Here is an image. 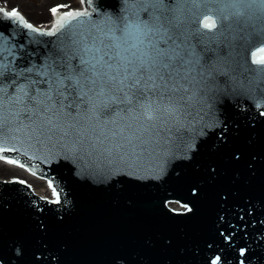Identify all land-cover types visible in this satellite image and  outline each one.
<instances>
[{
	"label": "water",
	"instance_id": "95a60500",
	"mask_svg": "<svg viewBox=\"0 0 264 264\" xmlns=\"http://www.w3.org/2000/svg\"><path fill=\"white\" fill-rule=\"evenodd\" d=\"M188 3L164 0L154 7L142 0H84L85 10L61 16L58 24L64 27L52 36L32 33L0 12V34L17 46L18 69L58 58L62 47L70 52L111 39L109 33L120 36L137 19L141 32L151 29L153 44L168 40L160 45L167 54L156 55L154 63L122 65L114 78L89 92V117L97 127L93 146L73 152L70 145L29 146L23 139L2 144L18 151L0 155L18 158L53 182L60 204L21 183L0 181L1 264H212L217 257L218 264H264V94L254 103L238 95L251 90L257 73L264 87V66L251 63L252 52L264 47V25L243 31L209 15L217 27L208 33L199 23L203 16L189 12ZM173 49L181 55L174 56ZM67 84L65 95L49 93L45 83L37 87L76 116L80 90L73 81ZM180 85L197 89L179 123L165 125L160 108ZM4 94L21 95L7 83ZM53 102L41 96L40 104ZM18 111L23 109L5 99L6 120L21 119ZM133 134L148 142L138 159L125 155ZM15 166L26 179L38 180ZM177 201L192 211L167 208Z\"/></svg>",
	"mask_w": 264,
	"mask_h": 264
},
{
	"label": "snow or ice",
	"instance_id": "6c2138e0",
	"mask_svg": "<svg viewBox=\"0 0 264 264\" xmlns=\"http://www.w3.org/2000/svg\"><path fill=\"white\" fill-rule=\"evenodd\" d=\"M143 3L151 6H159L164 3V0H142ZM57 6L52 8L51 11L55 15L59 8ZM5 15L9 18H17L19 24L32 33H39L40 35L52 36L55 32L60 31L63 24H53L52 30L47 33L41 32L35 28L31 23H25L24 18L19 16L17 10L13 9L11 12H6ZM72 12L66 13V16L71 17ZM63 19V18H61ZM142 21L134 20L125 26L123 33L116 36L114 33H109L111 39L100 40L97 44L89 46L84 44L83 47H73L70 52L65 48L59 50L58 58L46 60L42 65L37 66H23L21 68L15 67V60L17 58L16 45L11 44L9 39L0 34V153L6 151H18L15 146L6 148L2 144L11 139H23L29 146L33 145H49L51 147H69L70 151L75 152L78 148L84 145H92V137L97 133V127L91 123L89 117V109L86 102L89 92L96 86L106 83L111 77L114 78L116 71L122 66L131 64H140L143 66L148 62H155L156 55H166L167 50L160 47L161 44H167L168 40L161 37L153 44L149 38L151 29L141 32L140 24ZM200 26L209 30L212 33L216 29L217 24L209 15L203 16L199 21ZM135 28L137 31L133 32ZM146 38H148L146 40ZM145 43L152 45V50L149 51L145 47ZM174 56L181 55L178 49L172 50ZM7 52V57L3 54ZM189 55L195 57V62H199L194 50L189 49ZM79 58L78 64H73L72 61ZM251 63L255 66H264V47H259L251 54ZM11 61L10 63L8 61ZM7 76L13 77L11 80H6ZM73 81L75 86L80 90L81 103L76 105L77 115L73 116L70 112H63L55 106L54 96L42 94L41 90L37 87L41 83L48 86L49 93H59L65 95L64 89L68 87L67 82ZM8 84L9 87L15 88L21 94L19 97L8 96L4 94V85ZM195 84V81L192 82ZM197 87H189L180 85L178 88L171 90L172 94L168 96L166 105L160 108L161 118L164 120L165 125L175 120L177 123L178 117L186 110L189 101L193 99L190 95L192 90ZM11 95V94H9ZM42 95H46L49 102H53L51 106L48 104H40ZM66 98V96H65ZM5 99L9 100V104L13 109H23L22 113L17 112L21 119H17L14 123H10L3 115V104ZM264 115V112H261ZM151 120L152 117L149 116ZM7 129V131H6ZM101 135L106 134L101 130ZM113 136L118 133L113 132ZM133 139L139 143H133ZM128 145L131 147V153H126V156H135L137 159L144 151H147V141L141 137L135 136L127 138ZM190 146V145H189ZM117 149H123V144L115 146ZM140 148L142 151L137 154L136 149ZM111 151V150H110ZM26 154V153H25ZM122 159L124 157H121ZM0 159H6L7 163L14 164L20 168H25L19 159L7 158L0 155ZM135 163V160L130 162V166ZM32 175H36L34 169H28ZM25 184L26 181H18ZM48 187L52 191V203H59V193L56 187L53 186L51 180L48 181ZM187 211L191 212L192 209L187 205H183ZM225 240H230V236H225ZM246 249H240V255L244 256ZM219 257L213 260L212 264H218ZM240 264H244L243 261Z\"/></svg>",
	"mask_w": 264,
	"mask_h": 264
},
{
	"label": "clouds",
	"instance_id": "9594fccd",
	"mask_svg": "<svg viewBox=\"0 0 264 264\" xmlns=\"http://www.w3.org/2000/svg\"><path fill=\"white\" fill-rule=\"evenodd\" d=\"M186 8L189 12L199 13L201 16H214L216 21L223 20L243 31H252L264 25V0H213L210 4L204 3V0H189ZM261 79L257 73L252 77L251 83L254 86L251 90L244 89L238 95L254 103L259 95L264 94V87H260Z\"/></svg>",
	"mask_w": 264,
	"mask_h": 264
},
{
	"label": "rangeland",
	"instance_id": "374dc122",
	"mask_svg": "<svg viewBox=\"0 0 264 264\" xmlns=\"http://www.w3.org/2000/svg\"><path fill=\"white\" fill-rule=\"evenodd\" d=\"M0 4L8 8H19L33 24L43 27L50 21L48 10L57 6H62L59 9L69 10L77 7V0H0ZM9 175L0 169V177L8 178Z\"/></svg>",
	"mask_w": 264,
	"mask_h": 264
},
{
	"label": "bare ground",
	"instance_id": "6f19581e",
	"mask_svg": "<svg viewBox=\"0 0 264 264\" xmlns=\"http://www.w3.org/2000/svg\"><path fill=\"white\" fill-rule=\"evenodd\" d=\"M3 5H0V7H2ZM7 9H8V7H6ZM19 13H21V14H24V18L27 20V21H29V22H31V20L27 17V15L22 11V10H20L19 8H17L16 9ZM50 12H51V9L50 10H48V13L50 14ZM53 13H51L50 15H48L49 16V19H50V16L52 15ZM49 21V20H48ZM33 23V22H32ZM0 169L2 170H5V172H7V174H10L9 176H11V177H19V178H22V179H24L27 183L29 182V184L32 186V188L34 189V188H36V187H44L45 185H44V183L42 182V181H40V180H35V179H26L25 178V172H22V171H19V170H17V168H16V166L15 165H13L12 167H8V166H6V163H0ZM47 190V189H46ZM47 192H49L48 190H47Z\"/></svg>",
	"mask_w": 264,
	"mask_h": 264
}]
</instances>
